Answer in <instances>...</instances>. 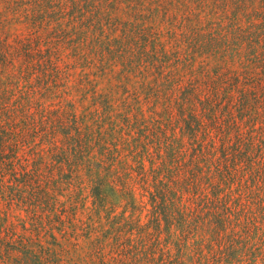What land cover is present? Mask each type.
I'll return each instance as SVG.
<instances>
[{
    "label": "trees",
    "instance_id": "1",
    "mask_svg": "<svg viewBox=\"0 0 264 264\" xmlns=\"http://www.w3.org/2000/svg\"><path fill=\"white\" fill-rule=\"evenodd\" d=\"M0 264H264V0H0Z\"/></svg>",
    "mask_w": 264,
    "mask_h": 264
},
{
    "label": "rangeland",
    "instance_id": "2",
    "mask_svg": "<svg viewBox=\"0 0 264 264\" xmlns=\"http://www.w3.org/2000/svg\"><path fill=\"white\" fill-rule=\"evenodd\" d=\"M84 195L87 196V191H85ZM85 211H84V215L85 217L87 216V213H89V209L87 207H90L91 206V203H90V200L85 198Z\"/></svg>",
    "mask_w": 264,
    "mask_h": 264
}]
</instances>
